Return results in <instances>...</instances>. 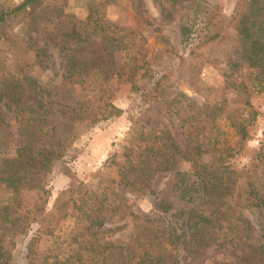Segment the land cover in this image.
Instances as JSON below:
<instances>
[{
	"label": "trees",
	"instance_id": "obj_1",
	"mask_svg": "<svg viewBox=\"0 0 264 264\" xmlns=\"http://www.w3.org/2000/svg\"><path fill=\"white\" fill-rule=\"evenodd\" d=\"M38 1L25 0L12 11L2 10L0 29L11 16H17ZM166 1L172 5L192 2L193 16H198L206 0ZM135 3L140 6L141 2ZM86 8L84 21L63 15L60 24L49 33L59 38L65 47L67 72L63 84L68 90H79L76 98L59 101L58 94L50 89L40 93L31 90L24 95L16 76H4L0 80V184L4 183L19 200L15 206L0 204V264H12V254L5 241L9 237L28 236L31 225L42 217L43 239L51 241L43 251V264H191L176 256L167 259L168 251L180 240L175 224L167 227L159 218L141 219L133 214L126 202L110 190L113 181L99 191L79 186L63 192L55 212L46 214L52 170L57 162L69 157L74 142L81 136L79 124L85 123L89 129L123 114L113 104L114 94L109 92L113 86H130L133 92L149 90L150 96L162 87L164 78L155 80L152 61L147 60L145 40L136 30L110 24L96 5ZM196 22L197 17L193 21L190 18L179 21L182 42L198 34L199 48L223 37L217 29L202 36L204 28H198L201 23L196 26ZM230 22L237 30L241 58L253 73L249 81L251 85L254 81L256 93L264 95V0H238ZM211 25L205 23L204 26L208 29ZM94 44L99 47L98 56ZM45 53L44 50L43 57ZM119 55H123L122 58L118 59ZM141 83L153 85L146 87ZM243 87L247 88L244 84ZM51 97L56 102L51 101ZM93 101L97 105L93 106ZM2 105L14 109L15 128L2 112ZM217 114L214 109L207 125L214 123L212 119ZM57 116L62 122L52 121ZM256 117L257 112H251L250 122ZM238 127L239 133L246 137L245 125ZM199 129L187 133L183 148L167 129H134L136 142L125 149L126 163L119 168L120 183L142 194L153 175L171 172L159 210L166 212L178 205L179 211L189 212L190 244L208 249L221 241L246 258L264 261V189L252 177L239 187L238 172L227 165L235 156L230 148L219 152L215 164L202 163L201 158L206 154L202 147L208 138L202 137ZM214 139L219 138L214 136ZM188 161L192 163L189 171L178 168ZM109 195L115 199L111 201ZM116 200L119 201L117 209L122 207L124 215L128 212L137 225L145 221L127 243L117 244L101 237L106 228V216L116 211ZM199 208H206L210 213L198 212ZM50 218H56L55 225H48ZM35 239L27 246L29 259L34 256ZM246 258L242 261L247 264Z\"/></svg>",
	"mask_w": 264,
	"mask_h": 264
},
{
	"label": "rangeland",
	"instance_id": "obj_2",
	"mask_svg": "<svg viewBox=\"0 0 264 264\" xmlns=\"http://www.w3.org/2000/svg\"><path fill=\"white\" fill-rule=\"evenodd\" d=\"M24 1L0 0V12L12 11ZM136 1L39 0L17 16H11L0 29V80L4 76H16L24 95L31 90L40 93L50 89L58 94L59 101L77 97L79 90H68L63 84L67 72L65 47L59 38L51 37L49 33L53 32L55 25L60 24L63 15L84 21L89 5H96L110 24L136 30L145 40L147 60L152 61L151 71L155 80L164 77L162 87L150 96L149 90L133 92L130 86H113L109 91L114 94L113 104L123 114L101 121L89 129L85 123L79 124L81 136L74 142L69 157L57 162L52 170L46 214L55 212L57 200L63 192L79 186L99 191L107 186V182L113 181L110 190L126 202L133 214L141 219L159 218L167 227L175 224L173 226L180 240L168 251L167 259L176 256L191 264H246L242 261L246 258L242 253L224 246L221 241L208 249H198L190 244L187 227L190 214L179 211L178 205L166 212L159 210L161 195L171 172L153 175L142 194L121 184L119 174V168L126 163L125 149L136 142L134 129H167L183 148L189 131L208 126L205 130H198L203 132L202 137L208 138L202 147L206 152L201 158L202 163L215 164L219 152L230 148L235 156L227 165L238 172L239 187L245 185L248 177H252L264 189V95L256 93L254 81L252 85L249 81L253 73L241 58L237 30L235 24L230 22L238 0H206L198 16H193L192 2L172 5L166 0H140L139 6ZM196 17V26L201 23L198 28H204L202 36L211 29H217L224 34L223 37L199 48L198 34L182 42L179 21L188 18L193 21ZM205 23L212 25L206 29ZM94 45V52H99V47ZM44 50L46 55L43 57ZM39 54L41 56H37ZM122 56L119 55L118 59ZM141 85L151 87L153 84ZM51 101L56 102L52 97ZM92 104L95 106L97 102L93 101ZM214 109L218 114L212 119L214 123L207 125ZM2 112L15 128L14 109L9 110L2 105ZM251 112H257L256 120L252 123L249 118ZM57 119L58 116L52 121L62 122ZM240 124L246 127L247 135L244 138L239 133ZM13 130L17 132V129ZM214 136H218V141ZM191 166L192 163L188 161L178 168L189 171ZM113 199L114 196H111L110 200ZM18 202L12 191L4 183L0 184V204L15 206ZM118 202H114L116 211H110L106 216V228L101 237L120 244L129 242L136 234L137 227L145 221L141 220L137 225L128 212L124 215L122 207L117 209ZM197 211L210 213L206 208ZM48 221V225L53 226L57 220L50 218ZM28 231V236L9 237L5 241L7 250L12 254V264H43V251L51 243L43 239V217L33 223ZM32 238H36L37 242L33 249L34 256L29 259L27 246ZM246 259L247 264H264L263 260L254 257Z\"/></svg>",
	"mask_w": 264,
	"mask_h": 264
}]
</instances>
